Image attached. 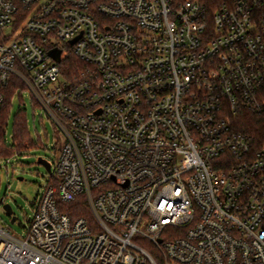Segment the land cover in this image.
<instances>
[{
    "label": "built area",
    "instance_id": "built-area-1",
    "mask_svg": "<svg viewBox=\"0 0 264 264\" xmlns=\"http://www.w3.org/2000/svg\"><path fill=\"white\" fill-rule=\"evenodd\" d=\"M13 78L58 136L0 264H264V134L234 125L264 112V7L0 0V114ZM79 196L93 222L59 208Z\"/></svg>",
    "mask_w": 264,
    "mask_h": 264
},
{
    "label": "rangeland",
    "instance_id": "rangeland-1",
    "mask_svg": "<svg viewBox=\"0 0 264 264\" xmlns=\"http://www.w3.org/2000/svg\"><path fill=\"white\" fill-rule=\"evenodd\" d=\"M13 104L7 128L8 145L13 143L14 117L18 112L26 115L31 137L40 141L25 154L0 161V223L11 234L24 236L34 213V204L50 180V174L38 163V158L51 155L58 130L46 112L32 103L28 92L23 93L22 100L16 95ZM4 204L12 206L13 215L5 211ZM13 216L17 219L12 223Z\"/></svg>",
    "mask_w": 264,
    "mask_h": 264
},
{
    "label": "trees",
    "instance_id": "trees-1",
    "mask_svg": "<svg viewBox=\"0 0 264 264\" xmlns=\"http://www.w3.org/2000/svg\"><path fill=\"white\" fill-rule=\"evenodd\" d=\"M198 1L205 3L209 8H215L224 3H230L232 0ZM250 1L258 3L260 7H264V0ZM60 69L63 76L66 78H76L82 71L87 69V64L81 61L77 56H75V54L70 53L60 63ZM18 89L20 91H18ZM23 91H25V86L17 78H13L4 91V101L0 114V160L25 154L29 149L34 146L37 147L40 143L39 140L36 141L31 137L27 117L21 112L16 113L14 117L13 143L12 145H8L7 143V128L9 126L10 113L14 106L13 98L18 95L22 100ZM234 125L238 131L254 135L259 138L264 134V112L257 115L244 111ZM59 208H61L63 212L67 213L73 219L84 217L90 222H93L92 213L89 209L85 196H79L70 203H59Z\"/></svg>",
    "mask_w": 264,
    "mask_h": 264
},
{
    "label": "water",
    "instance_id": "water-1",
    "mask_svg": "<svg viewBox=\"0 0 264 264\" xmlns=\"http://www.w3.org/2000/svg\"><path fill=\"white\" fill-rule=\"evenodd\" d=\"M75 40H73L71 43H74ZM61 53L62 51L60 49H53L49 52V55L50 57H52L56 62H60L61 61ZM38 163L41 164L42 166H44V168L47 170L48 173L51 172V166H50V163L45 160L44 158L40 157L38 158ZM20 180H23V178H20ZM2 202V200H1ZM5 211L9 214V215H13V209H12V206L10 204H4L3 205ZM17 219L16 216H13L12 217V223L15 222Z\"/></svg>",
    "mask_w": 264,
    "mask_h": 264
}]
</instances>
